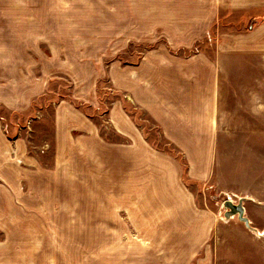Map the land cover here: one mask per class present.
Masks as SVG:
<instances>
[{"label": "rangeland", "instance_id": "rangeland-1", "mask_svg": "<svg viewBox=\"0 0 264 264\" xmlns=\"http://www.w3.org/2000/svg\"><path fill=\"white\" fill-rule=\"evenodd\" d=\"M208 6L0 0V126L34 157L19 213L0 219V264H264V35L232 34L264 10L243 30L231 11L198 16ZM163 55L156 70L204 86L206 110L200 94L162 114L128 77L148 78ZM58 104L88 126L62 133L60 150ZM115 105L137 150L112 123Z\"/></svg>", "mask_w": 264, "mask_h": 264}, {"label": "crops", "instance_id": "crops-1", "mask_svg": "<svg viewBox=\"0 0 264 264\" xmlns=\"http://www.w3.org/2000/svg\"><path fill=\"white\" fill-rule=\"evenodd\" d=\"M200 1V0H198ZM203 3H206V0H201ZM199 4V2H198ZM207 4L209 5L207 9H201L203 10L201 12L200 17L205 18L206 20L208 18L213 19L217 13L220 11H231L233 13L238 14V16L244 17V20L240 23V26L243 30H245V26H251L253 19V14L258 13L259 11L264 10V0H207ZM198 8V7H197ZM199 9V8H198ZM168 13V18H169ZM167 18V17H166ZM258 24V25H257ZM250 28V27H249ZM252 28V27H251ZM250 28V29H251ZM179 29V28H176ZM186 29V26H182L179 31L182 32L181 36L186 35V33H183V31ZM246 30V31H239L237 29V33L232 31L234 34L233 36H240L244 37L247 35H264V21H260L259 23H256V26L254 27V30ZM250 30V31H249ZM232 36V35H230ZM235 36V37H236ZM236 39H238L236 37ZM242 41L243 38H240ZM240 40H237V42H240ZM197 55V54H195ZM194 56V55H193ZM191 56L193 60L196 61V63H202L204 64V58L202 56ZM186 64L188 61H190L189 57H186ZM189 58V59H188ZM185 62L184 60H182ZM167 59L163 55L161 59H159L155 64L149 62V77L148 78H139L137 79L136 71L131 70L128 74L129 78H136L135 80H141L142 83L145 85V89L148 91V95H151L150 100H153L152 103L157 104V107H162L164 109L160 110L162 114H167V109L169 107H175L179 108L182 105H192L195 106L196 103L193 102L196 97H203L201 105L206 110V102L205 100V94L201 93L206 90V88L198 83H196L194 86L193 84L190 87L188 83H190V80L185 79V83H173L170 82V75L164 74L162 72V69L159 68L156 70V67H160V64L166 65ZM176 65L181 67V72L183 70L182 62H176ZM183 75V74H182ZM193 76V73H191ZM190 75V76H191ZM185 77H190L189 74L186 72ZM121 77V75H120ZM119 79V77H117ZM159 92V97L157 95V92ZM57 108L54 112V118H53V127H54V140H55V146L56 150H60L62 148L61 146V134L64 133V136H66V133L68 130H76L80 126L86 125L85 117L71 105L68 104H58L56 105ZM188 107V106H187ZM112 111V123L115 126V129L117 132L121 134H128L131 135L133 138V142L129 144V150H137L135 147V144L139 145L140 142V134L136 132L132 124L129 122L126 114L124 111L121 110L119 105H115L113 107ZM172 113V111H171ZM176 115L181 117L183 112L179 109L177 111L175 110ZM168 115V114H167ZM208 118L209 123H213L214 120V114L213 112H208L206 115ZM110 118V119H111ZM178 119V118H177ZM177 130H183L184 128L181 126L183 124V121L176 120ZM9 129L12 130L13 125L9 124ZM88 127V126H87ZM61 132V133H60ZM26 139L23 140L22 138L16 137L12 141H8L6 135L4 134V131L2 127L0 126V219H11L15 217V213H19L18 210H16V204L20 203L22 204L24 202L23 199V189L25 188L26 181V175L28 170V165L34 163V157L28 153V150H26ZM90 149H93V147H90ZM34 170V169H33ZM36 170V169H35ZM37 171V170H36ZM27 198V195H26Z\"/></svg>", "mask_w": 264, "mask_h": 264}, {"label": "water", "instance_id": "water-1", "mask_svg": "<svg viewBox=\"0 0 264 264\" xmlns=\"http://www.w3.org/2000/svg\"><path fill=\"white\" fill-rule=\"evenodd\" d=\"M227 204L230 205V202L227 201ZM231 205H232L231 207L234 209V211H236V210H238V211L242 210L241 206H239V205H233V204H231Z\"/></svg>", "mask_w": 264, "mask_h": 264}]
</instances>
